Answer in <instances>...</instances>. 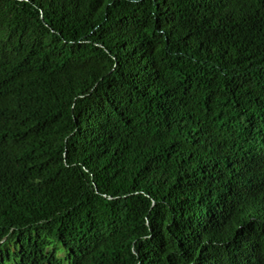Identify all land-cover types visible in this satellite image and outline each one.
Instances as JSON below:
<instances>
[{"label": "trees", "instance_id": "1", "mask_svg": "<svg viewBox=\"0 0 264 264\" xmlns=\"http://www.w3.org/2000/svg\"><path fill=\"white\" fill-rule=\"evenodd\" d=\"M0 264H264V0H0Z\"/></svg>", "mask_w": 264, "mask_h": 264}, {"label": "rangeland", "instance_id": "2", "mask_svg": "<svg viewBox=\"0 0 264 264\" xmlns=\"http://www.w3.org/2000/svg\"><path fill=\"white\" fill-rule=\"evenodd\" d=\"M60 255L63 257L64 256V253H60Z\"/></svg>", "mask_w": 264, "mask_h": 264}]
</instances>
